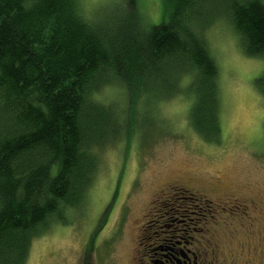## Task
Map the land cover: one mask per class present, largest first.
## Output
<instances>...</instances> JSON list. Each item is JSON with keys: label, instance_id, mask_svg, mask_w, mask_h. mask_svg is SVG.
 Returning <instances> with one entry per match:
<instances>
[{"label": "trees", "instance_id": "trees-1", "mask_svg": "<svg viewBox=\"0 0 264 264\" xmlns=\"http://www.w3.org/2000/svg\"><path fill=\"white\" fill-rule=\"evenodd\" d=\"M212 1L170 0L166 21L144 26L137 11L94 22L76 0H0V264H24L40 229L83 200L92 147L106 123L115 131L101 87L119 83L127 111L182 95L190 126L218 143V70L201 34ZM214 1L244 53L264 58V2ZM254 85L264 96V71Z\"/></svg>", "mask_w": 264, "mask_h": 264}, {"label": "rangeland", "instance_id": "rangeland-1", "mask_svg": "<svg viewBox=\"0 0 264 264\" xmlns=\"http://www.w3.org/2000/svg\"><path fill=\"white\" fill-rule=\"evenodd\" d=\"M76 2L89 21H108L118 11L136 19L137 11L142 25L153 26L166 21L170 0ZM227 10L213 0L203 9L209 21L201 28L218 70V143L203 142L193 130L182 95L128 112L119 83L101 87L94 97L112 106L115 131L105 121L108 136L92 147L95 176L83 200L78 208H64L62 220L40 229L24 264H141V230L151 229L146 222L157 202L175 187L187 192L174 200L185 201L192 206L189 212L197 213L189 214L197 239L216 242L220 257L233 256L227 264H250L253 256L254 264H264V249L257 241L264 239V218L256 219L244 202L264 210V96L254 85L264 71V58L244 53ZM239 245L250 250L246 255L244 247L243 258L233 250Z\"/></svg>", "mask_w": 264, "mask_h": 264}, {"label": "flooded vegetation", "instance_id": "flooded-vegetation-1", "mask_svg": "<svg viewBox=\"0 0 264 264\" xmlns=\"http://www.w3.org/2000/svg\"><path fill=\"white\" fill-rule=\"evenodd\" d=\"M164 187L172 188L173 186ZM166 192L169 194L167 199L157 202V206L154 208L155 213L151 214V220L146 222V224H150L151 229L141 230L137 242L142 250L141 264H217L218 261L219 264H227L233 261L232 253H230L232 256L230 260L223 254L220 257V250L216 242L197 239L194 236V232H198V229L191 228L190 225L194 226V221L189 217V214L197 213H190L189 210L192 209V206L186 205L185 201L174 200L175 197H179L178 195L185 194L187 191L183 187H175V189L166 190ZM166 192H164V196L167 195ZM173 192L176 194L174 195ZM244 202L253 210L256 219L264 218L263 209H256L254 204L246 200ZM242 213L244 214L243 211ZM249 225L254 226V222L250 221ZM204 231L207 232L206 229ZM257 241L259 246L264 249V239L257 238ZM244 247H246V255H248L250 251L248 246L239 245L233 250H236L243 258L245 257L242 255ZM253 248L251 251L254 250ZM259 253L261 256L263 251H259ZM248 262L254 264V256Z\"/></svg>", "mask_w": 264, "mask_h": 264}]
</instances>
